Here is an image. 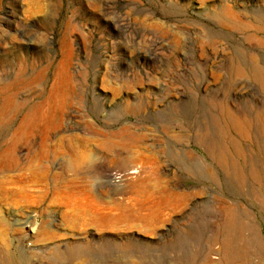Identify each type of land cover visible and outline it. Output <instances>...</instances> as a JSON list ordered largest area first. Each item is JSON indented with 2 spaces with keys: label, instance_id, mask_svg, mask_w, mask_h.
<instances>
[{
  "label": "rangeland",
  "instance_id": "1",
  "mask_svg": "<svg viewBox=\"0 0 264 264\" xmlns=\"http://www.w3.org/2000/svg\"><path fill=\"white\" fill-rule=\"evenodd\" d=\"M216 263L264 264V0H0V264Z\"/></svg>",
  "mask_w": 264,
  "mask_h": 264
},
{
  "label": "bare ground",
  "instance_id": "2",
  "mask_svg": "<svg viewBox=\"0 0 264 264\" xmlns=\"http://www.w3.org/2000/svg\"><path fill=\"white\" fill-rule=\"evenodd\" d=\"M236 122V121H235ZM239 126H240V123L237 121L236 122ZM130 173H133V172H130ZM225 244V243H224ZM223 245V244H222ZM226 248V246H223V249H225ZM211 262V261H210ZM214 263V262H213ZM217 264V263H216Z\"/></svg>",
  "mask_w": 264,
  "mask_h": 264
}]
</instances>
